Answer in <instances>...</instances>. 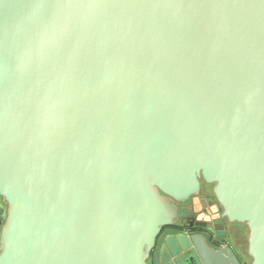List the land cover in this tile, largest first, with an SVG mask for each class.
<instances>
[{"label":"water","instance_id":"water-1","mask_svg":"<svg viewBox=\"0 0 264 264\" xmlns=\"http://www.w3.org/2000/svg\"><path fill=\"white\" fill-rule=\"evenodd\" d=\"M201 182L264 264V0H0V264H245Z\"/></svg>","mask_w":264,"mask_h":264},{"label":"flooded vegetation","instance_id":"flooded-vegetation-1","mask_svg":"<svg viewBox=\"0 0 264 264\" xmlns=\"http://www.w3.org/2000/svg\"><path fill=\"white\" fill-rule=\"evenodd\" d=\"M212 188V185L207 186L201 182L200 191L195 200L192 197L184 204L175 203L179 215L173 225L161 229L158 237L166 230L174 231L175 234H192L201 238L205 245L212 250L214 246L220 247L223 244L218 245L212 237L209 240L206 237L218 232L219 235L229 236L232 247L241 255L243 262L249 264L251 259L247 255L248 230L245 225L229 224L219 217L221 208L213 195ZM150 263L151 260L148 261V264Z\"/></svg>","mask_w":264,"mask_h":264}]
</instances>
